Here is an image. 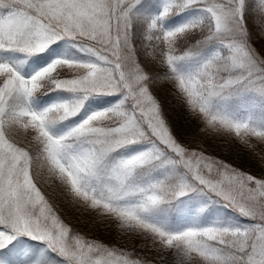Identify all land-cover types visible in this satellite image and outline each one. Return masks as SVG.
Segmentation results:
<instances>
[{
    "label": "snow or ice",
    "instance_id": "snow-or-ice-1",
    "mask_svg": "<svg viewBox=\"0 0 264 264\" xmlns=\"http://www.w3.org/2000/svg\"><path fill=\"white\" fill-rule=\"evenodd\" d=\"M0 264H264V0H0Z\"/></svg>",
    "mask_w": 264,
    "mask_h": 264
},
{
    "label": "trees",
    "instance_id": "trees-1",
    "mask_svg": "<svg viewBox=\"0 0 264 264\" xmlns=\"http://www.w3.org/2000/svg\"><path fill=\"white\" fill-rule=\"evenodd\" d=\"M221 142H219V140H216V141H214L213 143H214V145H215V151L219 154V155H221L223 158H230L229 156H225V154L227 153H229V154H231V151H230V149L228 148V146L225 144V142L223 141V140H220ZM223 153H225V154H223ZM233 157V156H232ZM236 161H237V163H240V159H239V157H235L234 158ZM241 165H243V166H247V167H251V164L250 163H245V164H241ZM106 234H107V232H106V230H101L100 228H98L97 230H96V232H95V235L99 238V237H102L103 235L104 236H106Z\"/></svg>",
    "mask_w": 264,
    "mask_h": 264
},
{
    "label": "rangeland",
    "instance_id": "rangeland-1",
    "mask_svg": "<svg viewBox=\"0 0 264 264\" xmlns=\"http://www.w3.org/2000/svg\"><path fill=\"white\" fill-rule=\"evenodd\" d=\"M219 142H221V141L219 140ZM223 154H225V153H223ZM225 156H229L230 158H233V159H234L235 157H238V156H235L232 152H231V154H229V153L227 154V153H226ZM232 156H233V157H232ZM241 166L244 167L243 165H241ZM69 215H70V216H73V219H75V214H74L73 212H69ZM106 237H107V234H106V236L103 235L102 237H99V238H100V239H106Z\"/></svg>",
    "mask_w": 264,
    "mask_h": 264
}]
</instances>
